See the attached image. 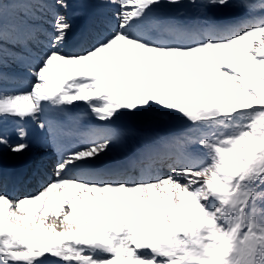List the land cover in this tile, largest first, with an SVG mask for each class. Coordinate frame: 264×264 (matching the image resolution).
<instances>
[{
  "label": "snow or ice",
  "instance_id": "1",
  "mask_svg": "<svg viewBox=\"0 0 264 264\" xmlns=\"http://www.w3.org/2000/svg\"><path fill=\"white\" fill-rule=\"evenodd\" d=\"M69 6L0 0V264H264V0Z\"/></svg>",
  "mask_w": 264,
  "mask_h": 264
},
{
  "label": "rangeland",
  "instance_id": "2",
  "mask_svg": "<svg viewBox=\"0 0 264 264\" xmlns=\"http://www.w3.org/2000/svg\"><path fill=\"white\" fill-rule=\"evenodd\" d=\"M97 2H101V0H96ZM226 10H228V11H226ZM214 13H215V15L216 16H222L223 14H225V15H229V16H231L232 18H235V16H236V12H235V10H230V9H214V10H212ZM229 16H227V18H231V17H229ZM87 109V108H86ZM128 122H131L130 120H128ZM43 151V150H42ZM1 152V151H0ZM32 154V151H30V152H28V153H25L24 155H22V156H17L16 154H14V153H11L9 150H7V152H5L4 151V153L2 152V154L0 155V157H5V156H12V157H18V158H23L25 155H28V154ZM9 154H11V155H9ZM112 156H116V154H110L108 157H105V158H110V157H112ZM104 158V159H105ZM50 173H52V172H50ZM54 178V177H53ZM40 214H38V216H39ZM49 216H51V213H49ZM49 222H50V220H49ZM59 230V229H58ZM49 258H51V257H49ZM52 259V258H51ZM47 264H62V261H59V262H54L53 260H50Z\"/></svg>",
  "mask_w": 264,
  "mask_h": 264
},
{
  "label": "bare ground",
  "instance_id": "3",
  "mask_svg": "<svg viewBox=\"0 0 264 264\" xmlns=\"http://www.w3.org/2000/svg\"><path fill=\"white\" fill-rule=\"evenodd\" d=\"M75 0H73V2H74ZM87 1H88V5H87ZM69 2H70V0H69ZM82 4L86 7L85 8V11L86 12H88L89 14H91V16H92V14H93V7L95 6L94 5V3H93V0H84L83 2H82ZM70 13H71V11H70ZM12 153V152H11ZM33 153V152H32ZM9 155H11V154H9ZM18 158V157H17ZM16 157H12V156H8V158H5V161H9V160H14V159H17ZM1 166V165H0Z\"/></svg>",
  "mask_w": 264,
  "mask_h": 264
}]
</instances>
